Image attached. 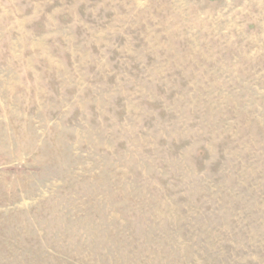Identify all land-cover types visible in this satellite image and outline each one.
Masks as SVG:
<instances>
[{"label":"rangeland","instance_id":"374dc122","mask_svg":"<svg viewBox=\"0 0 264 264\" xmlns=\"http://www.w3.org/2000/svg\"><path fill=\"white\" fill-rule=\"evenodd\" d=\"M0 264H264V0H0Z\"/></svg>","mask_w":264,"mask_h":264}]
</instances>
